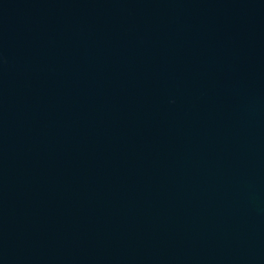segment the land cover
<instances>
[{
  "label": "water",
  "instance_id": "obj_1",
  "mask_svg": "<svg viewBox=\"0 0 264 264\" xmlns=\"http://www.w3.org/2000/svg\"><path fill=\"white\" fill-rule=\"evenodd\" d=\"M0 264H264V0H0Z\"/></svg>",
  "mask_w": 264,
  "mask_h": 264
}]
</instances>
